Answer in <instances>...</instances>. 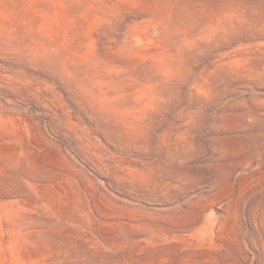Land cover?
I'll use <instances>...</instances> for the list:
<instances>
[{
	"label": "rangeland",
	"instance_id": "1",
	"mask_svg": "<svg viewBox=\"0 0 264 264\" xmlns=\"http://www.w3.org/2000/svg\"><path fill=\"white\" fill-rule=\"evenodd\" d=\"M0 264H264V0H0Z\"/></svg>",
	"mask_w": 264,
	"mask_h": 264
}]
</instances>
